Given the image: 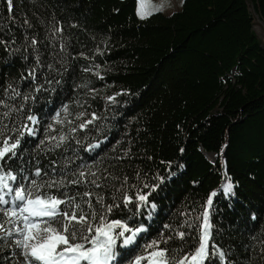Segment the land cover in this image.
<instances>
[{
  "label": "trees",
  "instance_id": "obj_1",
  "mask_svg": "<svg viewBox=\"0 0 264 264\" xmlns=\"http://www.w3.org/2000/svg\"><path fill=\"white\" fill-rule=\"evenodd\" d=\"M257 25L264 0H185L146 18L137 0H0V133L19 139L0 164L16 176L13 194L65 200L61 210L82 209L93 227L142 229L117 240L111 264H135L154 241L179 264L198 248L206 211L205 264H264ZM10 239L0 232V264H25Z\"/></svg>",
  "mask_w": 264,
  "mask_h": 264
},
{
  "label": "snow or ice",
  "instance_id": "obj_2",
  "mask_svg": "<svg viewBox=\"0 0 264 264\" xmlns=\"http://www.w3.org/2000/svg\"><path fill=\"white\" fill-rule=\"evenodd\" d=\"M8 4L11 8V0H8ZM145 8L146 4L144 0H141L139 13L141 18H146L149 14ZM28 119L33 120L32 117H28ZM29 134H31V130H29ZM2 137L3 133H0V161H4L9 153H11V156H8L9 159L15 156V150L19 146V139L9 143L8 139ZM60 139L63 141L64 137ZM35 175L39 176L40 171L37 170ZM80 176H85V173L81 172ZM10 180L15 181L16 176L4 173L3 165L0 164V193H4L0 194V205L11 204V208L0 207V213H3V216L7 218L0 222V232L7 236L15 234L20 237L15 240V244L21 249L25 264H111L115 256L114 248L117 240L124 237L126 232L131 233L123 240V244L127 245L133 240L136 232L142 230L133 231L120 221L108 223L103 218L98 225L93 227L89 222V217L83 213L82 209L79 216L75 210L71 214L66 208L61 210L60 205L68 204L65 200L55 196L41 195L39 191L33 193L31 189L24 187L17 188L13 194V188L8 183ZM32 185L37 189L40 187L35 181H32ZM51 186L49 185V187ZM4 190H7L6 193ZM232 191V184L229 183L224 187L226 194L232 193ZM5 195L11 196L12 199H5ZM215 195V192L211 194L212 197ZM138 199L146 202L147 195H140ZM125 202H130V198ZM212 203V199L209 198L207 201L209 208ZM79 208L80 205L76 204L75 209ZM111 210L110 206L108 211L111 212ZM94 218L95 213L92 214V219ZM54 223L59 227L53 226ZM5 224H11L13 227L8 229ZM77 224L81 227L76 228ZM84 225L87 227L85 228ZM211 227L209 214L206 211L198 248L191 256H184L179 264H205V261L209 259V230ZM115 229H121V231L116 233ZM93 232L95 235H92ZM179 236L183 238L184 233H179ZM150 247L153 250L146 256L138 257L135 264H142V261H146L147 264H169L166 249H161L155 241ZM219 255L222 257L223 253H219Z\"/></svg>",
  "mask_w": 264,
  "mask_h": 264
},
{
  "label": "rangeland",
  "instance_id": "obj_3",
  "mask_svg": "<svg viewBox=\"0 0 264 264\" xmlns=\"http://www.w3.org/2000/svg\"><path fill=\"white\" fill-rule=\"evenodd\" d=\"M184 1L185 0H144L146 4L145 11L149 13L147 16H150L154 13H163L165 15H172L183 7ZM140 7H141V0H137V13L139 17H141L139 14ZM255 30L264 42V27L257 25L255 26ZM12 227L13 225L9 224L8 229H11ZM18 238L20 237H17L15 234L11 236L9 245H11L13 249L16 251L15 256L18 257V260L21 261L22 263H25L24 258L21 255V249L17 247V245L15 244V240Z\"/></svg>",
  "mask_w": 264,
  "mask_h": 264
},
{
  "label": "water",
  "instance_id": "obj_4",
  "mask_svg": "<svg viewBox=\"0 0 264 264\" xmlns=\"http://www.w3.org/2000/svg\"><path fill=\"white\" fill-rule=\"evenodd\" d=\"M207 158H208L210 161H212V162H216V161L218 160L219 156L216 155V154H207Z\"/></svg>",
  "mask_w": 264,
  "mask_h": 264
}]
</instances>
